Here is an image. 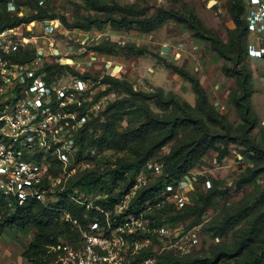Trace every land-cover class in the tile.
Wrapping results in <instances>:
<instances>
[{"label":"rangeland","instance_id":"1","mask_svg":"<svg viewBox=\"0 0 264 264\" xmlns=\"http://www.w3.org/2000/svg\"><path fill=\"white\" fill-rule=\"evenodd\" d=\"M248 2L249 0H51L48 7L43 8L38 0H14V3H19L27 9L25 13L31 17L29 19L38 18L36 16L43 8L47 9L50 18L60 21V31L50 35L51 42L55 41L56 47L59 43L61 51L51 57L55 64L62 58L66 59V64H72L73 62L69 63L67 60L71 58L76 61L73 66L75 70L98 75L95 79L86 77L94 83L92 99L88 106L92 124L86 129V144H93V139L101 131L98 125L105 118L103 112L109 104L118 99L126 100L129 111L121 123V129L134 128L143 122L147 118V107L157 115L174 111L171 105L165 104L158 97L147 99L145 96L136 95L140 101H129L133 95L126 94L113 83L105 81L109 76L131 82L137 92L150 93L163 88L166 93L173 92L180 99L195 104L197 95L193 82L179 73V70H188L200 80L211 102L218 109L226 111L228 120L238 126L240 117L234 103L230 102H233L240 77L229 72L235 67L242 69V66L224 57L217 49L214 38H219L229 55L234 57H238L240 50L241 53H246V47L254 41L259 42L258 47L264 46V32L253 30L247 18ZM16 16L17 13L10 12L8 6L0 10L2 21H11ZM114 18H123L126 21L120 25L113 21ZM98 19L105 20L102 29L95 24ZM75 24L93 26L87 30L72 27ZM26 29L27 27L21 25L23 32ZM107 39H114L120 45L112 49V54L99 53L98 49L101 48L97 47L98 43ZM35 40L20 52L21 56L33 55L38 46L52 51L51 45L47 41L44 42L43 38ZM240 41L241 47L236 48L235 42ZM165 45L169 46L168 51L164 50ZM115 65H120L121 68L115 70ZM245 66L252 68L249 57ZM50 76L53 82L66 83L79 75L68 68L60 69L53 64L50 67ZM251 102L259 117L254 135L264 143V94L254 90ZM205 119H210L212 125L216 124L214 116L209 115ZM189 132L191 133L189 128L181 129L179 136ZM174 143L175 140L170 141L160 149V153L168 152ZM223 146L225 145L222 144L221 147ZM239 148L243 147L231 141L226 148L229 153L225 156L210 148L198 157L199 160L190 168L188 174L190 177H197L193 183L196 192L193 196L188 194L187 202L192 201L191 204L200 206L202 213L198 214L185 208L186 204L183 203L178 207L180 212L173 210L176 218L171 220L169 231L164 230V218L169 219L170 213L157 217V227L149 239L147 240L145 235L141 237L145 251L160 261L163 256L169 254L184 259L212 256L219 249H231L236 245L238 231L247 225V220L252 216L235 221V212L251 205L254 209L250 210V215L264 212V169H255L260 168L262 160L256 158L255 161H250L244 158L245 153L239 152ZM131 155L128 150L98 149L89 146L79 162L82 165L97 164L101 169L107 170L119 158L128 159ZM78 164L75 166L76 170ZM52 172L53 194L48 199H54L53 208L63 207L55 195L64 190L68 182L55 177L59 168H53ZM207 180H210L211 184H208ZM189 189L186 185L185 192L190 193ZM10 201L0 195V218L13 211L14 207ZM21 205H31L35 218L39 220L29 225L27 233L13 227L0 234V264H30L22 252L38 232V221L44 219L50 225L58 222L56 216H44L38 203ZM59 219L62 221L60 216ZM262 222L264 233V218ZM79 232L80 229L72 227L71 234L61 235L60 238L73 240ZM44 256L45 264H56L57 255L53 250L49 249Z\"/></svg>","mask_w":264,"mask_h":264},{"label":"built area","instance_id":"2","mask_svg":"<svg viewBox=\"0 0 264 264\" xmlns=\"http://www.w3.org/2000/svg\"><path fill=\"white\" fill-rule=\"evenodd\" d=\"M38 1L43 8L51 2ZM4 6L24 20L0 28V192L20 202L34 198L52 207L54 199L48 197L53 194V160L61 166L55 177L68 182L76 172L75 136L89 119L86 103L91 102L94 83L80 76L66 83L53 82L49 70L54 62L51 57H55L56 50L58 54L61 51L59 43L56 47V42H51L50 35L60 31V21L50 17L27 19V9L14 0H0V10ZM247 18L253 30L264 32V0H249ZM21 25L27 27L25 32ZM33 38H43L52 51L38 46L32 56H21L20 52ZM257 45L250 43L248 54L264 59V46ZM62 59L58 62L66 64ZM162 173L160 163L148 162L131 189L114 199L105 192L84 195L76 189L66 193L83 207L86 222H77L64 207H54L62 220L80 229L73 240L60 238L59 244L53 246L58 252L56 264H156L154 255L142 256L145 249L141 238L145 235L148 240L157 227L155 207L165 203L181 207L188 201L186 185L192 190L197 180L196 176L186 175L177 183H167L162 193L164 199L156 204L147 200L131 206L137 191ZM170 227L171 221L164 218V230L169 231Z\"/></svg>","mask_w":264,"mask_h":264},{"label":"trees","instance_id":"3","mask_svg":"<svg viewBox=\"0 0 264 264\" xmlns=\"http://www.w3.org/2000/svg\"><path fill=\"white\" fill-rule=\"evenodd\" d=\"M245 9L244 6V15L246 14ZM36 17L45 18L50 17V15L47 13V9L42 8L41 13ZM23 20V18L17 16L8 22L0 19V28L7 25H17ZM95 21V24L102 29L105 20L98 19ZM113 21L121 25L126 20L123 18H114ZM128 22L131 23V20ZM92 26L93 24H88L87 26L79 24L72 25V27H78L80 29L87 28V30ZM214 42L224 57L232 60L236 65L241 64L242 66V69L235 67L229 72L230 74H238L240 77L238 88L233 96V102H230L234 103L237 108L240 117L238 126H235L228 120L226 111L218 109L211 102L200 80L188 70H179V73L191 80L194 84V90L197 95L194 105L186 100L180 99L173 92L166 93L163 88H158L157 91L150 93H146L145 91L137 92L131 82L114 76L107 77L105 81L113 83L120 91L133 95L128 99L129 101L133 103L140 101L136 95L145 96L147 99L158 97L165 104L171 105L174 111L166 115H157L147 107V118L143 122L134 128L121 129V123L125 120L129 111L126 100L123 98L118 99L109 104L103 112L105 118L98 125L101 131L93 139V144L85 143L86 129L89 125L91 126L92 121L88 119L85 122L83 128L79 129L75 136L78 151L75 155L74 164L80 161L84 151L89 146L98 149L128 150L132 155L128 159L124 157L119 158L107 170L101 169L97 164L82 165L81 163V165H78L76 172L69 178L68 185L59 194L58 200L59 204H63L61 206L72 213L77 222L85 224L84 209L78 202L71 201L67 196L68 193L75 192L77 189L78 193H83L84 195H95L98 192H105L109 194L108 197L111 199L116 198V196H122L131 189L137 174L150 161L157 164L160 163L163 173L137 191L131 200V206L145 203L147 200H151L156 204L158 201L164 199L162 193L167 183H177L184 179L189 174L190 168L199 160L198 157L204 155L210 148L219 151L221 156H225V154L229 153L228 150L226 151V148L231 141L243 147L241 149L239 148L238 151L243 154L245 153L244 158H248L250 161H255L256 158L262 160V165L259 166L260 168L256 167L255 169H264V143L259 141L254 135V129L259 124V117L253 110L251 102V96L254 92L253 69L246 68L245 66V61L248 58V44L246 45V53L243 50L244 53H241L240 50L238 57H234L229 55L225 45L219 38L215 37ZM117 45L120 44L114 41V39L103 40L98 43L97 47L101 49L97 51L99 53L112 54V49ZM235 46L236 48H240L241 41L240 43L235 42ZM53 64L60 69L68 68L83 78L91 76L95 79L98 77V75L75 70L73 66L76 65V61L74 64H61L59 62L55 64L53 62L50 63L49 70ZM166 95H171L172 97L170 98ZM89 104L90 102L86 103L88 106ZM209 115L211 117L214 116V119H216V126L211 124L210 119V121L205 119ZM187 128L190 129L191 133L189 132L180 137V130ZM172 140H175V143L171 146L170 150L165 153H160V149ZM222 144L225 146L221 147ZM55 167L60 170L61 166L58 161L53 160L51 171ZM195 192L196 189L190 190V196H193ZM0 195L6 199H10V204L14 207L13 211L0 218V234L4 233L7 228L13 227L18 228L23 233H27L29 225L39 219L35 218L31 205L23 206L21 203H38L39 208L44 212V216H56L58 222L55 225H50L44 219L38 221V224H40L39 230L29 246L23 250L22 255L30 264H45L44 255L49 249L53 250L54 254L58 256V252L53 249V246L59 244L61 235L68 236L71 234L72 227H76L75 224L70 221H60V211L46 205L40 200L29 198L27 201L20 202L13 196H7L1 192ZM100 203L103 205L102 200H100ZM191 203L192 201L185 203V208L201 214V207ZM174 207L177 208L175 205L167 203L161 206L156 205L154 212L156 219L157 217L164 216L166 213H170L169 219L170 221L173 220V218H176L173 215V210L181 211V209L178 210V208L175 209ZM253 209L254 206L251 205L239 208L235 212V221H239L246 216L252 217L247 220V225L238 231L239 237L233 248L219 249L212 256H196L187 259L169 254L163 256V260H156V264H264V233L262 232L264 212L253 216L254 213L250 215V210ZM150 255L149 252L143 251V257Z\"/></svg>","mask_w":264,"mask_h":264},{"label":"crops","instance_id":"4","mask_svg":"<svg viewBox=\"0 0 264 264\" xmlns=\"http://www.w3.org/2000/svg\"><path fill=\"white\" fill-rule=\"evenodd\" d=\"M253 43H257V41H254ZM257 44H259V42ZM248 57H249V60L251 62V66L253 69V90L261 94H264V59L260 57H256V56L255 57L250 56L249 54H248ZM92 58L94 59L95 56H92ZM96 60H97V57H96ZM82 61L83 60H81V62ZM189 102L191 104H194V102L192 103V101H189Z\"/></svg>","mask_w":264,"mask_h":264},{"label":"water","instance_id":"5","mask_svg":"<svg viewBox=\"0 0 264 264\" xmlns=\"http://www.w3.org/2000/svg\"><path fill=\"white\" fill-rule=\"evenodd\" d=\"M164 50H165V51H168V50H169V46H168V45H165V46H164ZM58 53H59V50H56V54H58ZM64 60H66V59H62V61H64ZM67 60H68V62H69L70 60L73 61V59H71V58H68ZM118 67H119V65H115L114 69L116 70V69H118Z\"/></svg>","mask_w":264,"mask_h":264},{"label":"bare ground","instance_id":"6","mask_svg":"<svg viewBox=\"0 0 264 264\" xmlns=\"http://www.w3.org/2000/svg\"><path fill=\"white\" fill-rule=\"evenodd\" d=\"M212 3H213V2H212ZM72 62H73L72 60L69 61V63H72ZM120 68H121V67H120V65H119L118 70H119Z\"/></svg>","mask_w":264,"mask_h":264}]
</instances>
